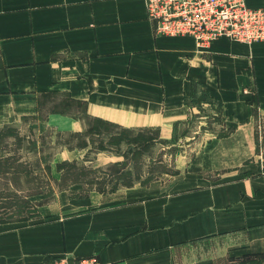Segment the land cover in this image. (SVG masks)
Wrapping results in <instances>:
<instances>
[{"label": "crops", "instance_id": "1", "mask_svg": "<svg viewBox=\"0 0 264 264\" xmlns=\"http://www.w3.org/2000/svg\"><path fill=\"white\" fill-rule=\"evenodd\" d=\"M146 1L0 0V130L65 96L91 118L170 140L194 114V82L221 104L230 132L210 136L156 194L146 195L160 181L93 191L51 218L0 225V264L93 254L109 264H241L254 255L264 264V41L221 38L198 49L157 32ZM243 1L264 9V0ZM50 114L60 131L84 127Z\"/></svg>", "mask_w": 264, "mask_h": 264}, {"label": "rangeland", "instance_id": "2", "mask_svg": "<svg viewBox=\"0 0 264 264\" xmlns=\"http://www.w3.org/2000/svg\"><path fill=\"white\" fill-rule=\"evenodd\" d=\"M198 99H203L205 103L199 104ZM186 100L194 108V114L190 119H187L188 121L174 127L173 140L167 144L156 143L150 151L152 160L143 156L135 163L129 162L130 167L135 166L136 169L133 170L144 182L139 185L148 186L152 182L160 181L157 183L158 187L152 188L146 195L156 194L159 187H162L163 180L167 177L162 175L161 171H167L170 175L177 170L176 168L182 170L193 162L196 150L210 136L214 137L218 135L221 128H226L223 117L221 120L217 103L209 97L208 93L206 94L205 88L195 86L193 95H189ZM84 109V104L76 103L65 96L45 98L42 110L35 118H27L9 131H5V128L0 130V157H11L8 161L11 173L0 175V206L12 205L14 208L24 202V198L29 197L30 194L40 193L29 199L32 205L31 207L28 205V208L30 207L33 209L32 212L38 213V218H51L56 213L66 210L68 200H76L69 198L70 191H81L82 188V193H86L89 188L87 185L67 188L65 182L58 183L61 178L60 173L56 171V163L64 160L82 162L84 157L86 159L85 154L88 155V160L95 158L92 163H85L86 166L100 167L123 160L122 158H112L113 156L106 153L96 154V144L100 138L95 135L85 136L82 133L85 127L75 132L82 135L74 136L72 135L73 131L58 130L55 123L51 121L53 118L50 116L51 112L62 111L65 115L78 119L83 124L82 126H86L88 122ZM103 133L105 134L102 139L106 135V132ZM161 136H168V132L163 130ZM86 139L90 140V147L80 149L79 147L83 142H86ZM159 161L162 162L158 163ZM147 176H150L151 181L147 182ZM61 188L65 190H60ZM132 195L136 196L138 193L135 192ZM29 212L31 211L23 212L22 216H28ZM8 216L12 219L23 218L12 208L10 211H6V208L0 210L1 219ZM32 221L34 220L31 219L26 223ZM26 223L9 224L16 226Z\"/></svg>", "mask_w": 264, "mask_h": 264}, {"label": "trees", "instance_id": "3", "mask_svg": "<svg viewBox=\"0 0 264 264\" xmlns=\"http://www.w3.org/2000/svg\"><path fill=\"white\" fill-rule=\"evenodd\" d=\"M195 86H199L198 83L192 82L190 95H193ZM207 93L208 90H206V94ZM197 102H199V104L205 103L203 99H198ZM217 106L219 107V109L221 108L220 103H217ZM221 120H223L222 115ZM86 121L88 123L86 126H84L85 130L82 133L87 137H89L90 135H95L100 138L99 142H97L96 144V154L106 153L113 157H121L123 160L100 167L86 166L85 163H92L93 161H95V158L93 160H88V155L85 154L86 159L84 157V160L82 162H79L77 160H64L56 163V171L60 173L61 178L58 183L65 182L67 184V188L76 185H87L89 187L86 190V193H82V188L81 191H70V199H84L88 197L90 192L93 191L98 192L99 194H107L114 193L121 187L130 188L135 184L142 185L144 182L141 180V177L136 174V171H134L136 169L135 166L130 167L129 162L133 161L135 163L139 161V159L143 156L148 157L149 160H152L150 151L156 143L167 144V142L173 140V135L172 139L170 140L160 139V137L158 136V130L151 127L139 129L124 128L106 120L91 118L87 114ZM176 125H178V123H176L175 126ZM5 129V131L11 130V128ZM103 132H106L104 139H102L103 134H105ZM229 132L230 129L221 128L220 132L216 136L224 137ZM72 135L78 136L82 134L74 132L72 133ZM90 144V140L86 139V142H83L79 148H88L90 147ZM92 144H94V142H92ZM9 159H11V157H0V175H8L11 173L9 170ZM161 162L162 161H159L158 163ZM177 172L178 170H175L173 171V173H171V175L174 173L176 174ZM160 173L162 175L169 174L167 171H161ZM147 177V182L151 181L150 176ZM60 190L65 189L61 188ZM38 194L40 193L30 194L32 196L29 195V197H25L23 200L24 202H22L20 205H16V207L14 208L12 207V205H1L0 210H4V208H6V211H10V209L12 208L20 216L23 215V212H31L28 213V216H22L23 218L19 219H12L9 216L5 217V219L0 218V225L9 223H26L31 221V219H37L38 213L32 212L33 209H30L32 204L29 199L35 195L37 196ZM28 205H30L29 208ZM241 264H263V257L256 255L244 256L241 260Z\"/></svg>", "mask_w": 264, "mask_h": 264}, {"label": "built area", "instance_id": "4", "mask_svg": "<svg viewBox=\"0 0 264 264\" xmlns=\"http://www.w3.org/2000/svg\"><path fill=\"white\" fill-rule=\"evenodd\" d=\"M146 12L154 20L157 32L190 37L198 49L221 38L248 45L264 41V9L248 8L243 0H147ZM43 264L109 263L93 254L59 256Z\"/></svg>", "mask_w": 264, "mask_h": 264}]
</instances>
